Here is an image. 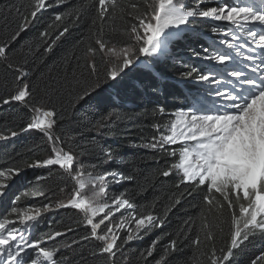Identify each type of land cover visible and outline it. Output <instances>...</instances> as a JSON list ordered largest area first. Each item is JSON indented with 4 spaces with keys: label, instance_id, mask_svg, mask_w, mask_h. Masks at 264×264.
I'll use <instances>...</instances> for the list:
<instances>
[{
    "label": "snow or ice",
    "instance_id": "snow-or-ice-1",
    "mask_svg": "<svg viewBox=\"0 0 264 264\" xmlns=\"http://www.w3.org/2000/svg\"><path fill=\"white\" fill-rule=\"evenodd\" d=\"M65 5V11L55 13L38 29L33 38L38 43L25 42L27 50L18 43L46 11ZM85 18L88 43L80 56L73 57L82 61L80 76L73 72L71 81L45 85L41 96L26 70L29 58L52 53L62 38L80 30ZM117 19L125 22L122 27L105 32L104 26ZM0 22L11 29L0 42L7 90L0 96V108L7 106L14 114L11 121L5 117L0 141L24 132L39 133L49 155L27 167L47 170V176L34 177L36 182L58 174L66 184L60 191L67 192L66 198L54 203L43 190L26 188L13 194L21 169L0 165V202L10 201L0 213V264H89V256L103 257L105 264H132L127 246L163 230L169 213L179 211L182 200L195 199L196 194L202 196L199 224L191 217L184 220L159 250L157 235L135 253L138 264H264V248L248 255L255 241H264V0H133L127 5L120 0L79 4L6 0L0 3ZM199 22H208L206 32L196 27ZM193 38L197 43L188 44L187 59L179 56L177 42ZM177 64L186 70L173 79L188 88L181 95L191 103L167 113L171 117L167 121L153 122L152 135L141 133L131 142L170 158L159 175L174 177L178 195L158 213L156 201L138 205L126 193L109 195V178L113 184L134 178L115 169L100 172L114 161L113 150L101 148L97 154L95 137L85 139L88 131L103 135L102 130L120 115L106 111L83 129L64 128V101L72 106L87 104L136 68L143 66L156 80L167 75L164 69ZM152 114L162 117L166 109L159 105ZM12 121L22 122L20 132L10 126ZM89 156L97 158L93 161ZM37 197L47 202L27 203ZM58 209L76 214L86 231L80 240L96 241L98 250L89 256L81 253L77 260L67 249L79 247L78 241L61 244L57 238L65 232L41 230L42 225L51 229L46 214ZM225 212L227 218L221 220Z\"/></svg>",
    "mask_w": 264,
    "mask_h": 264
},
{
    "label": "trees",
    "instance_id": "trees-1",
    "mask_svg": "<svg viewBox=\"0 0 264 264\" xmlns=\"http://www.w3.org/2000/svg\"><path fill=\"white\" fill-rule=\"evenodd\" d=\"M6 0H0L4 3ZM25 0H17V3H24ZM83 0H70L71 4L82 3ZM121 3L127 5L133 0H120ZM141 2V0H135ZM67 5L53 8L46 11L40 21L35 27L31 28L28 33L22 34L21 40L18 43L25 44V42L38 43L33 38L38 36V29L42 28L47 23L51 22L54 14L62 12L67 9ZM125 22L117 19L114 22L106 24L104 31L108 32L110 29H120ZM88 24V19L82 20L80 30H72L71 35L62 38L58 42V46L53 49L52 53L47 54L42 59L29 58L26 70H30L32 83L36 85L37 92L43 96L45 85L51 84L55 81L63 82L65 79L71 81L73 79V72L77 77L80 76L82 69L79 63L73 59L74 56H80L85 45L88 43L86 39L88 35L85 25ZM14 27V25H13ZM196 27L208 30V22H199ZM11 29H5L4 24L0 22V42L5 40ZM83 40L82 43L78 41ZM193 47L196 46L195 38L188 41ZM27 50V44H25ZM180 50H184L181 46ZM42 51V49H41ZM178 55L181 56L182 51L177 50ZM187 59L186 57H184ZM18 61L22 60L21 56H17ZM196 63V61H193ZM186 70L185 66L177 64L176 66H169L164 71L167 75H161L159 79L154 80L152 75L143 66L130 71L127 76L113 87L106 88L87 104L72 106L65 103V117L62 121L64 128L83 129L84 125L92 121L100 119V116L107 112H115L120 115V119H113L108 128H104L103 135H97L95 132H85V139H92L95 137V144L97 145L95 152L99 154L100 149L111 148L113 150L114 161L111 164H104L99 169L100 172L105 170L115 169L124 172L125 175H131L134 179L131 181H123L120 184H113L111 178L108 181L109 195H119L126 193L127 198L138 205H148L156 201V211L159 213L163 205L170 202L174 194L178 195L175 187L174 177L165 178L159 175V171L164 169L170 162V158L133 146L131 143L143 136L152 135L151 124L153 122H163L170 119L167 113H173L177 107H183L191 103V99L186 100L181 93H188V88L182 85H177L173 77L178 76L180 71ZM102 71V70H101ZM3 69L0 68V96L6 94V89L3 87ZM195 91V89H193ZM163 105L166 109L164 116H153L154 109ZM15 107V106H13ZM12 109L5 106L0 108V128L4 127L5 117L9 121L12 120ZM13 130L20 132L22 122L17 123L12 121L10 125ZM49 155L46 145L40 138L39 133L24 132L19 136L8 141H0V165L9 164L21 169L20 177L16 187L13 189V194H18L24 189L29 190H43L48 198L54 203L59 200L66 192H61V188H65L66 184L58 174L53 173L52 176L45 180L36 182L34 177L37 175L47 176L46 169H31L27 165L32 164L37 160H43ZM96 156H89L87 159L96 160ZM28 181H33L31 185ZM202 196L195 195V199L188 197L187 200H182V205L177 206L179 211L173 210L169 213L168 221H166L163 230L157 229L150 235L145 236L142 240H135L127 246V254L132 257V264H138L135 259V253L142 250L144 247L160 235V243L157 245L159 250L161 245L165 244L169 239V234L174 236L179 227L182 226L184 220L191 217L195 220L196 225L199 224L197 217L200 213ZM10 201L0 202V213L8 207ZM47 202L44 197H37L28 200L27 203L41 204ZM51 221V229L41 226L42 231L60 230L66 235L57 238L61 244L72 243L73 240L79 242L80 246L73 245V248L67 249L70 257L79 260L81 253L89 256L92 251L98 250L96 248L97 242L94 240L83 241L80 237L86 234L85 229L82 228L79 218L74 212L68 209H61L51 215L47 216ZM227 213L221 217V220H226ZM224 227L225 236H227V224L221 225ZM76 230L68 232L67 229ZM196 228L193 227L192 234H195ZM123 236L122 233H120ZM219 243V238L217 239ZM264 248V241L257 240L248 250V255L258 253ZM246 256L241 259L246 260ZM89 264H105L104 258L101 257L92 260L89 256Z\"/></svg>",
    "mask_w": 264,
    "mask_h": 264
},
{
    "label": "rangeland",
    "instance_id": "rangeland-1",
    "mask_svg": "<svg viewBox=\"0 0 264 264\" xmlns=\"http://www.w3.org/2000/svg\"><path fill=\"white\" fill-rule=\"evenodd\" d=\"M189 41V40H188ZM188 44H190L189 42L185 43L184 40H181V41H178L177 44H176V49L179 50V51H182L183 53L181 54V56L183 57H186L187 58V55H188ZM183 46L184 47V50H180V47ZM180 56V55H179ZM179 107H177L176 109H178ZM175 109V110H176ZM66 195H67V192H65L62 197L60 199H64L66 198ZM61 209H58V210H54L52 212H49L47 213L46 215L49 216L51 215L52 213H55L57 211H59ZM117 216H119V214H117ZM123 234V232H121Z\"/></svg>",
    "mask_w": 264,
    "mask_h": 264
}]
</instances>
